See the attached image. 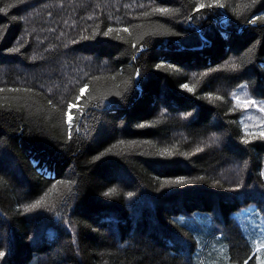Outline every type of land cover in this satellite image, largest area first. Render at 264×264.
Wrapping results in <instances>:
<instances>
[{"label":"trees","instance_id":"1","mask_svg":"<svg viewBox=\"0 0 264 264\" xmlns=\"http://www.w3.org/2000/svg\"><path fill=\"white\" fill-rule=\"evenodd\" d=\"M262 133L264 0H0V264H259Z\"/></svg>","mask_w":264,"mask_h":264},{"label":"rangeland","instance_id":"2","mask_svg":"<svg viewBox=\"0 0 264 264\" xmlns=\"http://www.w3.org/2000/svg\"><path fill=\"white\" fill-rule=\"evenodd\" d=\"M77 107V105L73 106V108ZM247 109L248 108H244L243 110L247 112ZM68 119L69 123L71 124L73 119L71 113H69ZM235 215L247 237L251 240H257L259 250L264 248V215L262 213L259 214L254 212L252 209H246L243 212H238ZM261 255L264 256V253ZM259 264H264V260H259Z\"/></svg>","mask_w":264,"mask_h":264},{"label":"snow or ice","instance_id":"3","mask_svg":"<svg viewBox=\"0 0 264 264\" xmlns=\"http://www.w3.org/2000/svg\"><path fill=\"white\" fill-rule=\"evenodd\" d=\"M253 2H254V0H253ZM217 3H218V0H217ZM204 6H205L204 4H201V5H200V7H204ZM218 6L223 7L224 5H223V4H218ZM153 11H154V12H159V13H161V14H165V13H168L170 10H169L168 8H157V9H154ZM148 14H149V13H145V15H148ZM109 31H111V29H110ZM124 31H128V29H124ZM183 87L186 88V89H188L189 91L192 90V89L189 88V86H188L187 84L183 85ZM82 91H83V90H82ZM217 98H218V97H217ZM77 99H79V98H77ZM249 103H251V101H249ZM69 107H71V105H70ZM262 135H264V133H262ZM121 143H123V142H121ZM169 154H170V153H169ZM183 182H184L183 180L176 181V183H183ZM111 191L114 192L115 190L113 189V190H111ZM110 194H111V192H110V193H105V195H110ZM46 195H47V194H46ZM129 195H131V194H129ZM44 203H45V199L42 198L41 200H39V201L35 202L34 204L28 206V208H26L25 210L27 211V210H30V209L39 208V207H41ZM3 255H4V253H3V252H0V257H2Z\"/></svg>","mask_w":264,"mask_h":264}]
</instances>
